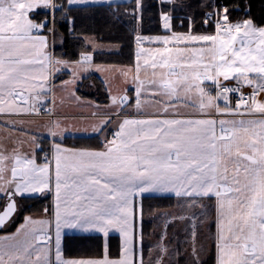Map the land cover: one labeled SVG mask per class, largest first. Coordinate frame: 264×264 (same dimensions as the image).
<instances>
[{
  "label": "snow or ice",
  "instance_id": "obj_1",
  "mask_svg": "<svg viewBox=\"0 0 264 264\" xmlns=\"http://www.w3.org/2000/svg\"><path fill=\"white\" fill-rule=\"evenodd\" d=\"M253 7L0 0V264H264ZM94 76L103 99L80 94Z\"/></svg>",
  "mask_w": 264,
  "mask_h": 264
},
{
  "label": "crops",
  "instance_id": "obj_2",
  "mask_svg": "<svg viewBox=\"0 0 264 264\" xmlns=\"http://www.w3.org/2000/svg\"><path fill=\"white\" fill-rule=\"evenodd\" d=\"M59 50V49H58ZM92 85H95V87H92ZM80 94L82 95H88L90 99L95 98L97 96L100 97V99H103L102 90L99 86V79L98 76H94L92 79L85 80L83 82V86L80 89ZM63 113L67 116L69 123L75 122V121H85L87 119L88 110H82L78 109L74 104L71 102L65 103L63 109ZM47 122V118H43L41 120L35 121L34 124H32V127L45 124ZM43 129H41L42 131ZM3 129H0V136H2Z\"/></svg>",
  "mask_w": 264,
  "mask_h": 264
},
{
  "label": "trees",
  "instance_id": "obj_3",
  "mask_svg": "<svg viewBox=\"0 0 264 264\" xmlns=\"http://www.w3.org/2000/svg\"><path fill=\"white\" fill-rule=\"evenodd\" d=\"M253 4H254L253 14L256 17L264 15V7H262V0H253ZM113 32L115 34L113 37L114 39L119 40L121 37H123L125 42H126L127 37L125 34V30L123 29V26H119L117 29H113ZM74 47H75V45L69 44V46L66 50L71 52ZM127 55H128V50L126 48L125 49V57ZM106 59L117 60V59H121V58L120 57H106ZM69 144H80L82 146L83 145H92V144H95V141L94 140H88V139H81V140L70 139ZM155 202L156 201H153V200H147V201H145V204L147 206L148 204L155 203ZM162 203L167 205L171 202L170 201H164ZM163 210H166V208ZM144 227H145V233L147 234L151 230V224L146 221ZM88 246L90 247L92 245H88ZM74 247H79V244H75Z\"/></svg>",
  "mask_w": 264,
  "mask_h": 264
},
{
  "label": "rangeland",
  "instance_id": "obj_4",
  "mask_svg": "<svg viewBox=\"0 0 264 264\" xmlns=\"http://www.w3.org/2000/svg\"><path fill=\"white\" fill-rule=\"evenodd\" d=\"M166 210H173V209H166Z\"/></svg>",
  "mask_w": 264,
  "mask_h": 264
}]
</instances>
